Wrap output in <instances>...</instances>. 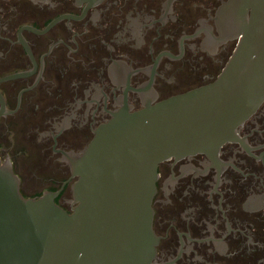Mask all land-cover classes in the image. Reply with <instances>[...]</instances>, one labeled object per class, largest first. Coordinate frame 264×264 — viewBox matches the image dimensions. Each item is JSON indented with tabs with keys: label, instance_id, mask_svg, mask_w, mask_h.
<instances>
[{
	"label": "flooded vegetation",
	"instance_id": "flooded-vegetation-1",
	"mask_svg": "<svg viewBox=\"0 0 264 264\" xmlns=\"http://www.w3.org/2000/svg\"><path fill=\"white\" fill-rule=\"evenodd\" d=\"M253 1L0 0V158L22 194L72 212L73 157L120 110L215 82ZM211 144L158 164L150 264H264V99Z\"/></svg>",
	"mask_w": 264,
	"mask_h": 264
},
{
	"label": "water",
	"instance_id": "water-1",
	"mask_svg": "<svg viewBox=\"0 0 264 264\" xmlns=\"http://www.w3.org/2000/svg\"><path fill=\"white\" fill-rule=\"evenodd\" d=\"M251 6L241 43L215 82L120 110L70 159L79 176L72 212L56 202L59 191L25 197L11 160L0 158V264L151 263L158 164L206 149L264 99V0Z\"/></svg>",
	"mask_w": 264,
	"mask_h": 264
}]
</instances>
